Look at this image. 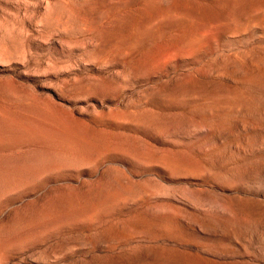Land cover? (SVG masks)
I'll return each instance as SVG.
<instances>
[{
  "label": "rangeland",
  "instance_id": "374dc122",
  "mask_svg": "<svg viewBox=\"0 0 264 264\" xmlns=\"http://www.w3.org/2000/svg\"><path fill=\"white\" fill-rule=\"evenodd\" d=\"M0 264H264V0H0Z\"/></svg>",
  "mask_w": 264,
  "mask_h": 264
}]
</instances>
